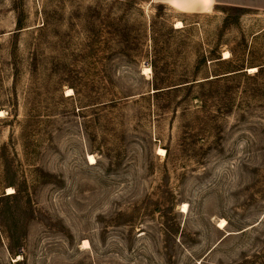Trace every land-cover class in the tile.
Masks as SVG:
<instances>
[{
	"label": "rangeland",
	"instance_id": "rangeland-1",
	"mask_svg": "<svg viewBox=\"0 0 264 264\" xmlns=\"http://www.w3.org/2000/svg\"><path fill=\"white\" fill-rule=\"evenodd\" d=\"M0 264H264V12L0 0Z\"/></svg>",
	"mask_w": 264,
	"mask_h": 264
},
{
	"label": "crops",
	"instance_id": "crops-1",
	"mask_svg": "<svg viewBox=\"0 0 264 264\" xmlns=\"http://www.w3.org/2000/svg\"><path fill=\"white\" fill-rule=\"evenodd\" d=\"M180 13H208L217 7L240 8L264 12V0H155Z\"/></svg>",
	"mask_w": 264,
	"mask_h": 264
},
{
	"label": "bare ground",
	"instance_id": "bare-ground-1",
	"mask_svg": "<svg viewBox=\"0 0 264 264\" xmlns=\"http://www.w3.org/2000/svg\"><path fill=\"white\" fill-rule=\"evenodd\" d=\"M177 28L178 29H181V28H184V24L182 23V22H178V24H177ZM231 58V55H230V53H226L225 54V60H227V59H230ZM256 69H252V71H255ZM145 72L148 74L149 72H151V69L150 68H146L145 69ZM160 153L161 154H165V151L164 150H160ZM90 162H91V164H95L96 163V159H95V157H93V156H90ZM12 191V190H11ZM12 194V193H11ZM187 205H185L184 206V211L183 212H187ZM227 222L225 221V220H223L221 223H220V228L221 229H224V228H226L227 227ZM85 245H86V247L88 248V247H90V244L88 243V242H85Z\"/></svg>",
	"mask_w": 264,
	"mask_h": 264
},
{
	"label": "trees",
	"instance_id": "trees-1",
	"mask_svg": "<svg viewBox=\"0 0 264 264\" xmlns=\"http://www.w3.org/2000/svg\"><path fill=\"white\" fill-rule=\"evenodd\" d=\"M254 69H256V68H254Z\"/></svg>",
	"mask_w": 264,
	"mask_h": 264
}]
</instances>
